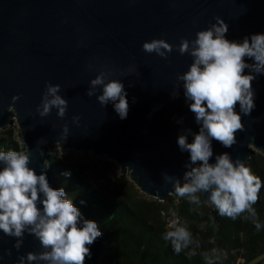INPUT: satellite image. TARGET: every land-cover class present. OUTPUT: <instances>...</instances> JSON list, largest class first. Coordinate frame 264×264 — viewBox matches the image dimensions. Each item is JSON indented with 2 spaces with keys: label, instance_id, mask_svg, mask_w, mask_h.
Segmentation results:
<instances>
[{
  "label": "water",
  "instance_id": "water-1",
  "mask_svg": "<svg viewBox=\"0 0 264 264\" xmlns=\"http://www.w3.org/2000/svg\"><path fill=\"white\" fill-rule=\"evenodd\" d=\"M216 17L228 24L229 41L264 34V0H0V130L17 122L24 152L30 151L29 167L38 175L46 173L53 189L62 187L44 163L51 146L58 145L114 161L142 194L165 202L175 194L165 174L183 182L190 162L178 137L186 129L198 133L200 128L177 79L190 69L193 58L181 55L178 46L182 39L195 40L199 31L217 22ZM154 39L173 46L167 59L143 50V44ZM245 62L254 60L245 57ZM100 72L108 73L109 81L124 84L126 119L112 103L103 107L98 102L102 88L95 90L96 96H87L91 80ZM49 83L60 85L59 94L68 101L64 118L55 108L46 117L37 111ZM178 84L180 95L173 98ZM252 86L254 110L245 116L239 103L235 109L245 130L237 132L231 148L213 140L210 163L225 152L248 167L255 153L264 156V74ZM73 117H80L79 122ZM193 139L189 136L188 142ZM15 243L16 238L0 230V264H18L20 256L43 250L27 233L19 251ZM88 247L91 256L85 264H102L103 232Z\"/></svg>",
  "mask_w": 264,
  "mask_h": 264
},
{
  "label": "clouds",
  "instance_id": "clouds-1",
  "mask_svg": "<svg viewBox=\"0 0 264 264\" xmlns=\"http://www.w3.org/2000/svg\"><path fill=\"white\" fill-rule=\"evenodd\" d=\"M216 21L207 30L199 31L195 40L182 39L178 46L181 55L188 54L193 58L190 69L177 79L183 84L184 96L200 128L198 133L184 130L177 140L181 152L190 153L183 182L167 174L165 180L173 185L174 193L189 204L199 207L203 202L218 210L220 216L234 220L247 213L244 218L260 231L262 225L254 205L260 199L261 179L244 161H233L227 152L216 155L215 163H210V159L214 155L213 140L231 148L237 143V132L245 130L242 117L235 110L237 103L240 113L245 116L250 115L256 106L252 82L264 74V34L246 36L242 42L229 41L226 39L228 24L219 17ZM143 50L167 59L173 46L163 39H154L145 42ZM245 57L254 63H246ZM245 69L250 74L245 75ZM107 77L108 73L100 72L91 80L87 96H96L95 90L102 88V94L96 97L98 102L103 107L112 103L119 117L126 119L129 102L125 86L121 81H109ZM176 88L171 93L173 98L180 95V85ZM61 91L60 85H46L37 108L41 117L50 115L53 108L58 110L60 118L65 117L68 101L59 94ZM18 99L13 97L14 101ZM73 120L78 123L80 117H73ZM68 132L65 125L64 141ZM189 136L194 137L191 143L188 142ZM29 165V150L0 151V230L8 237L16 238L14 248L17 251L23 245L25 233L38 239L43 249L40 253L29 252L20 256L18 264H85L86 257L91 256L88 245L102 236L98 224L84 219L64 188L53 189L46 173L38 175ZM48 166L45 161L44 168ZM63 175L70 177L71 173ZM205 194H208L207 199ZM163 239L171 244L176 254L192 249L188 253L192 256L200 247L189 222L175 212L167 223ZM202 257L205 264H217L219 253L212 248L203 252Z\"/></svg>",
  "mask_w": 264,
  "mask_h": 264
},
{
  "label": "trees",
  "instance_id": "trees-1",
  "mask_svg": "<svg viewBox=\"0 0 264 264\" xmlns=\"http://www.w3.org/2000/svg\"><path fill=\"white\" fill-rule=\"evenodd\" d=\"M0 150L25 151L13 141L11 131L2 132ZM60 158L49 155V168L65 189L83 218L95 221L105 237L102 264H205L202 253L216 248L217 264H264V156L255 153L248 162L262 181L260 199L254 207L262 227L242 214L235 220L220 216L213 206L197 207L176 194L161 203L140 192L129 176L117 174V165L106 157L73 160L69 151ZM70 172V177L63 175ZM83 201L84 203H81ZM203 201V198H202ZM175 212L189 222L200 247L176 254L163 239L167 223Z\"/></svg>",
  "mask_w": 264,
  "mask_h": 264
},
{
  "label": "rangeland",
  "instance_id": "rangeland-1",
  "mask_svg": "<svg viewBox=\"0 0 264 264\" xmlns=\"http://www.w3.org/2000/svg\"><path fill=\"white\" fill-rule=\"evenodd\" d=\"M8 131H11V136H12L13 141L16 142L18 144V146L22 149V147H24L25 144L22 141L20 129H19L17 122H14L12 125H9L8 127H6L3 130H0V136L8 137L7 135L2 134V132H8ZM64 151H69L73 157L72 158L73 160H77V158L78 159H86L89 155H91L93 157L101 158V157L95 156L94 154H92L90 152L83 153V152H79L76 150H63V149H60L58 145H52L48 151V154L49 155H55L56 157L60 158V156L62 155V153H60V152H64ZM116 165H117V174L122 175L120 166L118 164H116ZM124 176H129V175L126 174ZM238 264H244V261L241 259H238Z\"/></svg>",
  "mask_w": 264,
  "mask_h": 264
}]
</instances>
